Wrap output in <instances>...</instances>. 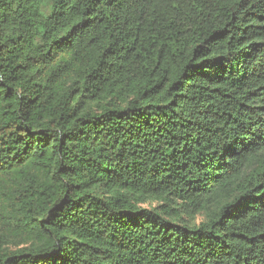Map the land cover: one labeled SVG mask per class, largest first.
Wrapping results in <instances>:
<instances>
[{
    "label": "trees",
    "instance_id": "trees-1",
    "mask_svg": "<svg viewBox=\"0 0 264 264\" xmlns=\"http://www.w3.org/2000/svg\"><path fill=\"white\" fill-rule=\"evenodd\" d=\"M0 264H264V0H0Z\"/></svg>",
    "mask_w": 264,
    "mask_h": 264
}]
</instances>
